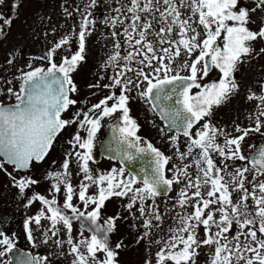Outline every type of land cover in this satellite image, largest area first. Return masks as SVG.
Masks as SVG:
<instances>
[{
    "label": "snow or ice",
    "instance_id": "6c2138e0",
    "mask_svg": "<svg viewBox=\"0 0 264 264\" xmlns=\"http://www.w3.org/2000/svg\"><path fill=\"white\" fill-rule=\"evenodd\" d=\"M2 2L3 0H0V3ZM254 3L255 6L249 8L241 6V0H179L178 6L177 0H163L166 8L160 12V19L165 20L166 23L156 35L160 36V44L167 42L170 47L161 48L160 51L164 55L157 56L152 43L142 44L149 35L146 30L152 25L145 17V22L138 31L141 22L138 13L159 11V0H143V3L141 0H130L127 12L132 13V23L124 29L127 38L125 42L133 41L129 29L132 32L138 31L139 38L134 40V47L141 46L147 51L141 52L140 47H135L134 51L121 56L120 44L117 42L114 46L115 55L109 57V62L115 64L118 60L131 62L139 54L143 57L139 63L146 64L152 69L153 78H150L143 68L135 72L138 79L142 77L147 82V87L140 92V96L148 99L154 108H159V113L168 122L170 128L177 129L178 133L188 138L187 151L177 150L180 160L190 156L193 149H199V158L194 161L195 179L191 178L187 164L180 168L174 165L173 169H166L170 157L165 156L150 143H147L146 147L141 146V139L137 135L138 125L130 116L127 106L130 97L126 94L133 87L139 88L140 84L127 77L123 80L120 78L124 76L125 70L133 71L128 67V63H125L121 71L113 77V84L105 85V87L120 86L119 96L109 95L101 99L87 112L74 114L72 120L61 118V113L76 103L68 95L69 92L77 91L70 73L85 59V36L91 23L88 16L82 17L78 49L70 58L65 57L59 65L53 62L56 49L68 44V37H64L46 54V57H41L49 61L50 66L46 70L37 67L21 73L19 90L7 88L9 98L14 97L15 103L5 104L0 101V157H3L0 169L4 167V163H7L13 165L16 170H27L30 169L33 161H43L57 134L71 123L78 122L79 128L87 132L86 137H81L77 131L69 141L73 149L78 148L80 151L66 156L61 165L62 171L47 173L48 177L56 181L52 186L54 191L59 192L61 185L64 187L63 209L56 207L55 197L47 199L43 195L34 193L28 199L29 205L33 201H40L47 208V213H50L46 215L42 208L37 215L24 221L29 242L34 240L30 223L34 222L39 226L41 219L46 218L51 222L52 235L56 234L58 223H62L67 229L69 233L67 243L70 252L75 256L73 264H117V250L124 245L122 241L117 242L113 248L110 244V234L114 232L115 222L120 217L119 215L107 217L104 223L100 224L101 209L105 202L111 197H129V203L125 205L126 209L131 210L139 202L138 211L143 216L146 214L145 201L152 200L153 203L148 206L147 211L154 219L160 220L158 210L153 211L155 197L169 191L174 182H182L183 178L186 184L180 191L177 202L182 208L191 206L193 211L174 218L178 221V227L169 229L171 235L168 240L163 241V247L156 253V264H167L169 261L172 264H197L196 258L201 246H209L212 249L209 264H264V238H261L264 237V180L253 183L251 192L245 187V174L249 171L253 173L252 181L264 175V146L252 155H245L242 152V142L245 138L251 132H260L264 127V121L260 119L264 117V84H261L260 95L250 91L247 97L249 100L260 101L257 105L259 111L254 128L241 129L237 125L236 132L241 134L230 137L224 129L215 127L205 119L211 115L213 107L226 103L237 92L239 85L234 73L238 71V65L255 51L253 42L258 39L264 40V22L255 31L248 27L249 23H255L252 16L257 10L264 12V0H254ZM12 7L15 10L18 6L13 4ZM181 8H187L190 14L184 16ZM193 17L198 19L194 22ZM0 19L3 20V25L10 26L12 23L11 18L0 15ZM115 23L116 21H113V24ZM197 25L203 29L202 40L199 39L201 33L197 30ZM2 27L0 26V29ZM166 33L169 34L167 39L164 35ZM2 34L0 31V35ZM112 35L115 36L116 33L113 32ZM172 35L177 39H171ZM197 50L199 55L190 62L185 60L182 65L183 68L189 69V76H180L178 72L176 75H168L173 71L175 59L182 58V51L183 54L191 57ZM260 53H264V48L260 49ZM154 60L157 61L158 66L153 65ZM201 62H203L202 69L199 67ZM7 63L11 64L12 61L9 60ZM212 67L219 70V79L204 85L198 83V79L207 76ZM193 87L200 91L194 95L190 94V89ZM174 95L177 97L175 104L180 107L162 106V101H169ZM112 100L115 102L108 106V101ZM97 110V115L93 116L92 113ZM114 113H120V117L119 123L114 127V132L118 135L113 137L116 148L113 149L115 155L111 158L122 157L124 160H133L134 155L128 149H135V153L148 152L152 156V175L143 177L141 187H133L137 183V177L131 173L124 177L123 167L96 175L90 171L89 162L93 160L92 149L96 133L101 126V119L112 117ZM80 115H83V119L77 121L76 118ZM202 120L204 122L193 134L190 130ZM220 136L225 137L223 145L217 143ZM177 139L178 136L170 137L173 143ZM213 153L222 158L223 167L215 164ZM72 155H75L79 170L83 173V181L78 191L79 200L83 202L85 208L94 205L87 213L79 211L72 203L75 193L68 171ZM229 160L246 161L252 167L250 169L246 164L233 172L226 163ZM173 170L176 174L172 178H166V171ZM13 183L23 194L26 189L38 182L31 177L19 179L13 177ZM93 186L97 188V193L87 195ZM189 189H194L191 196L188 195ZM202 189H206V192ZM233 191L243 193L235 203L232 200ZM192 197L197 198L195 203ZM249 198L254 205L252 209L246 203ZM64 209H70L71 216L65 214ZM72 219L80 221L82 229L80 239L75 242L70 235ZM234 223L238 231L229 238L227 234ZM149 224L150 221L146 220L145 226ZM254 225L258 227H253ZM200 226L204 228L203 239L198 236ZM213 226L216 228L214 233ZM84 230L90 232L89 237L83 236ZM147 235L148 233L144 234ZM44 242L47 243V239ZM61 243L57 241L58 245ZM156 243L159 244L161 241ZM0 246H2L0 257L6 256L15 248L13 240L3 231H0ZM100 253L103 254V259H100L98 255ZM46 260V257L22 254L15 257V264H46ZM3 264L8 262L4 261Z\"/></svg>",
    "mask_w": 264,
    "mask_h": 264
},
{
    "label": "flooded vegetation",
    "instance_id": "af4514ba",
    "mask_svg": "<svg viewBox=\"0 0 264 264\" xmlns=\"http://www.w3.org/2000/svg\"><path fill=\"white\" fill-rule=\"evenodd\" d=\"M48 1H54V0H39L38 2H48ZM80 1L84 2L85 6H83ZM64 2H67L68 5H65L67 9L63 10V12L68 10L69 13L71 14L73 11L74 13H77L79 11L86 10L85 11L86 14L84 15L88 16V19H92L93 22L94 18L91 17L90 13H95L94 15L97 16L95 17V19H98V21L100 22L96 26L92 27V32L94 35L86 34L85 53H84L85 59L82 62H79L77 68L72 73H70V77L73 83L75 84L77 91L74 93L69 92L68 95L69 98L76 101V103L70 105L67 110L62 112L61 118L63 117L73 118L74 114H76L77 112L80 113L87 112L90 108H92V105L98 103L101 99H104L109 95L119 96L120 86L105 87V85L113 84V77L116 76V74L121 71L125 63H128V67L133 69V71L125 70L124 76H121L120 78L123 80L125 77H127L132 79L133 81H138V83L140 84L139 88L133 87L131 88V91L126 94L129 95L130 97L127 106L130 110V116L133 119L135 118L134 120L138 125L137 135L141 139V146L146 147V144L150 143L152 144L153 147L158 149L165 156L170 157L171 159L169 163L166 165V169H173L174 165L177 168H180V167H184V165L187 164L189 166L188 172L191 178L195 179L196 165L194 161L195 159L199 158V149H193L190 156L185 157L184 160H180L178 156V151L179 152L187 151L188 138L184 137L182 133H178L177 129L170 128L168 126V122L159 113V108L158 107L154 108L152 103H150L148 99L142 98L140 96V92H142L147 87V82L144 81L142 77H140L139 79L136 77L135 74L136 70L143 68L145 73L148 74L150 78H153L152 69L148 67L146 64L141 65L139 63V60L143 58L142 55L137 54L136 59L131 62H125L123 60H118L115 62V64L109 62V57L115 55L114 46L117 42L120 44L119 51L121 56L126 55L130 51H134L135 47H140L141 52L147 51L141 46L134 47V40L139 38L138 31L142 27L143 22H145V17L147 18V22L151 23L152 27L146 30L149 33V35L147 40L143 41L142 44L146 42H150L152 43L153 47L156 49L157 56L164 55V53L161 52L160 49L165 47H170V45L167 42H165L164 44H160L159 43L160 36L156 35V33H159L160 28L164 27L166 23L165 20L160 19V12H163L166 8V5L163 4V0H159L160 12L153 10L152 12H148V13H138L141 16V22L138 25V31L132 32L131 29H129L130 34L133 36V41H129L127 43L125 42L127 38L124 35V29L128 28L129 25L132 23L131 20L132 13L127 12V8L130 6V0H64ZM141 3H143V0H141ZM14 4H16L19 7L20 0H15ZM177 5L179 6V0H177ZM18 7L16 9H18ZM180 10L184 14V16L190 14L187 8H181ZM66 16L64 18H58V19L56 17L54 18L55 21L51 24L50 27H48L47 34L49 36L56 39L62 33H66L68 35V33L71 30L70 27L72 28V25H70L71 23L69 22L70 17L69 16L66 17ZM4 17L10 18V15L8 14V16H4ZM105 19H107L108 21H106ZM196 19L198 18L193 17L194 22ZM113 21H116V23L113 24ZM121 21L123 23H121ZM168 21L170 22V18H168ZM45 23L48 25L47 20ZM0 26H3L2 29H0V31H2L3 33L2 35H0V42H1L3 41V38L4 37L6 38L8 35L7 34L8 26L3 25V20L0 21ZM104 28H108L110 32L109 35H107L106 32L104 33L103 31ZM197 30L201 33L199 39L202 40L204 38L203 33L201 30L199 29ZM113 32L116 33L115 36L112 35ZM164 35L166 39L169 36V34L167 33ZM171 39H177V37L175 35H172ZM109 44L111 46H109ZM77 49L78 48H76V51ZM22 52L23 53H21L20 55L24 56L25 59L24 63H26L27 54L25 51ZM149 55H151V53H149ZM197 55H199L198 50L191 56L192 59H195V56ZM261 55H264V53H261ZM186 57L187 55L183 54L182 51V58L178 57L175 59L173 64V71L168 73L169 76L176 75L177 72L179 73L180 76L186 77L190 75L189 69L182 67L184 61L186 60L185 59ZM68 58H70V56ZM206 59L210 60V58H206ZM263 59L264 56L261 57V60ZM43 60L44 59L41 58H33V60L30 63L26 64L27 66L26 68L22 66L20 69L22 72H28L33 69L31 68V66L35 65L38 62L43 63ZM256 60L259 59L256 58ZM53 62H55L57 65L61 63L60 61L55 60L54 55H53ZM152 63L155 66L157 61L154 60ZM12 64H14V62ZM18 65L21 66L22 63H18ZM179 65L180 67L174 70V68ZM250 65L252 66V63L249 64V62H245V61L238 65V71L234 73L235 78L239 85L237 92L234 95H232L231 98L226 103L220 106L213 107L211 115L205 118L206 120L210 121V123L215 127L224 129L229 134L230 137H235L241 134L236 132L237 125H239L241 129L255 127V119L259 111L257 105L260 104V101L256 99L249 100L247 97L250 91L256 94L255 92L256 81L252 83L251 81H246L243 78L246 77L245 70L250 69ZM261 66L262 69L259 73L261 75L259 76L260 81L258 84V95L261 94V84H264V65ZM37 67L43 68L45 70L47 69L45 68L44 65H38ZM199 67L202 69L203 62H201ZM249 72L247 73V75H251ZM162 75L163 74L161 73V76ZM200 75H202V72L200 73ZM219 77H220L219 70L212 67L208 75L203 77V79H198L197 82L200 83L201 85H204L207 83H211L213 81H217ZM153 82H155L154 79ZM20 84H21V80L19 79L17 84V89L14 91L19 90ZM253 85H254V89H253ZM198 91H200V89L193 87L190 89V94L194 95ZM176 99L177 97L174 95L171 100L162 101L161 104L162 106L165 107H172V106L180 107L179 105L175 104ZM114 102H115L114 100L108 101V106H111V104ZM10 103H15L14 97H12V101ZM136 111L141 112V118L138 119L137 117H134L135 115L133 113H135ZM97 112L98 110L94 111L92 115L93 116L97 115ZM119 117H120V113H114L112 117L102 118L103 120L101 121V126L94 139L92 152L95 159L93 160V162L96 163L97 166L100 165L103 166L106 172H107V168L109 169V167L106 166L105 164L108 163L110 164V166L112 165L115 166L116 169L123 167L124 177H127L129 173L136 176L137 183L133 187H139L142 186L141 182L144 176L152 175L153 172L152 156L150 153L145 152V153H136V155H134V159L131 161L124 160L122 157L116 159L111 158L115 155V152L113 150L109 151V149L116 148V142L113 139V137L114 135H118L117 133L114 132V127L117 123H119ZM146 117L147 120L145 121L146 122L145 125L147 127L146 129H144V125L141 124L140 120ZM76 119L82 120L83 115H80ZM260 119L264 121V117H261ZM203 122L204 121L202 120L197 124H195L190 131L194 134L196 129L199 128ZM172 136H178V139L175 143H173L170 140V137ZM156 139L160 141L158 143H155ZM55 141L56 138L54 139L53 145ZM224 141H225V137L220 136L217 140V143L223 145ZM261 146H264V127L261 128L260 132L258 133L251 132L249 136L245 138V140L242 142V152L245 155H252L255 152H257ZM133 150L135 151V149ZM212 155L214 156L215 164L219 167H223L221 163L222 158L214 153ZM33 162L35 163V161ZM226 163L229 165V170L233 172L235 171L236 168H243L247 164L246 161H241V160H235V161L229 160L226 161ZM126 164H130L131 170L127 168ZM247 166L250 169L252 167L250 164H247ZM12 169L16 171L14 167ZM95 171L100 172L99 169H95ZM80 173H81L80 170L77 171L75 173V176L79 175ZM175 174L176 173L174 170L166 171L165 173L166 178H172ZM93 175H96V173H94ZM252 175L253 173L251 171L245 174L246 176L245 187L248 189L249 192H251L253 189V183H259L261 180H264V175H261L257 177L256 181H252ZM225 179H227V176H225ZM180 183H181V187L178 188V192L172 197L171 195L175 189L174 184L171 186V189L169 191L162 192V194L159 195L161 196L163 202H161V206L159 208L155 206V209H153V211L158 210V214L161 217L160 220L154 219V217L147 211L148 206L153 203L152 200H150V204L148 206H146V201H145L144 207L146 209V214L141 216L140 212L138 211V208L140 207L139 202H137L131 210H128L126 209L125 205L129 203V197H111V203L114 204V202H116L114 211L117 212L118 214H121L118 224L123 223V221L126 223H128L129 221L130 223L133 224V226L129 229L130 230L129 236L131 238L125 235L127 229L126 228L123 232L122 230L119 232V235L117 237L118 239L117 242L122 241L123 244L125 245L124 247H126L128 241L131 244L136 243L137 244L136 246L135 244L132 246L135 251L137 250V246H139L138 245L139 242H142L143 244H145L146 242L148 248H145V253H146V257H148L149 256L148 251L150 249V246H153V244L156 241H161L158 238H163V235L161 233L165 232L167 226L171 224L170 222L171 216H173L174 214V218H175L177 217V215H181L180 212H183L182 214L185 215L193 211L191 206L181 209H176V207L173 204H171L173 200L178 201L179 193L185 187L186 180L182 178V182ZM94 188L95 191L97 192V188L95 186L91 187L88 192L93 193ZM192 191H194V189L188 190L189 196H191ZM202 191L206 192V189H202ZM242 195L243 193L241 191H233L232 192L233 202L235 203L236 201H238ZM120 198H122V200H119ZM114 199L116 201H114ZM196 199L197 198L192 197L193 203H195ZM246 203L249 205L250 209L254 207L251 198H249L246 201ZM117 205L118 208H116ZM119 207L121 208V210L124 209V212H120ZM105 209L107 210V212H109L108 208L105 207ZM90 210H92V208H90ZM218 215L219 214L217 213L216 214L217 219H218ZM69 216H71V213H69ZM146 220L150 221V224L148 226H145ZM71 223H72V227L74 225L79 227L81 226L80 222L78 223V220L76 219H72ZM99 223L103 224L101 220H99ZM126 223H123L121 225V228H124L126 226ZM253 227H258V225H254ZM212 231L213 233L216 231L215 226H213ZM237 231L238 228L234 223L230 229V232L227 234L228 237L231 238L232 236L236 235ZM145 233H148V235L144 236ZM259 235L260 234L258 233V236ZM83 236L89 237L90 232L86 230V234H83ZM198 236L201 237V239L204 238L203 226L199 227ZM45 239L46 238L44 237L43 240ZM241 240H243V237H241ZM110 244L112 246L111 242ZM160 244H162V242ZM14 245L16 247L15 243ZM141 247H143V245ZM117 252H118L117 255L118 257L120 255V250L118 249ZM205 254L208 253L206 252ZM32 256L38 257L39 254L36 253L33 254ZM154 256L156 257V253L154 254ZM9 257H11L10 253L4 256V261H7L8 264L10 261ZM40 257H44V256H40ZM200 257H201L200 258V262H201L203 257V252ZM207 258L208 260L210 259L209 256H207ZM117 264H122V262L119 259H117ZM167 264H172V262L169 261L167 262Z\"/></svg>",
    "mask_w": 264,
    "mask_h": 264
},
{
    "label": "rangeland",
    "instance_id": "374dc122",
    "mask_svg": "<svg viewBox=\"0 0 264 264\" xmlns=\"http://www.w3.org/2000/svg\"><path fill=\"white\" fill-rule=\"evenodd\" d=\"M38 1L39 0H20V5L16 10H14L12 7V5L15 3V0H3V2L0 3V15L8 16L9 14L10 18L12 19V24L8 26L7 37L6 38L4 37L3 41L0 42V101H3L5 104L10 103L12 101V98H9V95L7 94V88L11 87L13 88V90L17 89L19 77L22 73L20 68L22 66L26 68L27 67L26 64L30 63L33 60V58L46 57V54L51 49H53L55 45L59 43V41L64 37H68V44L63 45L59 49H56L54 53L56 61L62 62V60L65 57L71 56L76 51V48H78L77 38L80 32L82 17L85 16L84 14H86L85 12L86 10L79 11L77 13H74L73 11L70 14L68 10L63 12V10L67 9L65 5H68V3L64 2V0H54L48 2H38ZM81 4L85 6L84 2H81ZM241 6L251 8L255 6V3L254 0H241ZM158 12H160V8ZM90 14L91 17L94 18L93 19L94 21L92 22V19H89L91 23H89L88 25L87 34L94 35L92 32V27L99 24L100 21H98V19H95V17H97L96 15H94L95 13H90ZM65 16L70 17L69 22L71 23L70 25H72V28L70 27L71 30L68 33V35L66 33H62L56 39L49 36L47 34L48 27H50L51 24L55 21L54 18L55 17L57 19L64 18ZM1 20L2 19H0V21ZM46 20L48 22V25L45 23ZM105 20L108 21L107 19ZM252 20H254L255 23H249L248 27L254 31L258 30L261 23L264 22V12L257 10L256 14L252 16ZM197 29L201 30L203 33L202 27H199L197 25ZM103 31L104 33L106 32L107 35L110 34L108 28H104ZM219 43H222V41H220ZM109 46L111 45L109 44ZM253 47L255 49L253 54L251 56L244 58V61L249 62V64L252 63V66L250 65V69L245 70L246 77L243 78L246 81H251L252 83L256 81L255 92L258 95V84L260 81L259 76L261 75L259 73L262 69L261 65H264V59L261 60V57H263L264 55H261L260 49L264 48V40L258 39L257 41L253 42ZM22 51H25L27 54L26 63H24L25 62L24 56L20 55L21 53H23ZM257 53L260 54L257 55ZM20 57L23 58L21 59ZM256 58L259 60H256ZM185 59L190 62L192 57L187 56ZM9 60H11L12 63L14 62V64L7 63V61ZM17 62L22 63V65L21 66L18 65ZM38 65H44L45 68H48L50 64L48 59L45 58L43 60V63L38 62L35 65L31 66V68H37ZM155 66H158L157 63L155 64ZM179 67L180 65L176 66L174 70L178 69ZM248 72L251 75H247ZM253 89H254V85H253ZM133 114L135 115L134 117H137L138 119L141 118L140 111H136ZM62 119L72 120L73 118L63 117ZM76 120L79 121L80 119H76ZM102 120L103 119H101V121ZM146 120L147 117L140 120L141 124L144 125V129H146L147 127L145 125ZM77 131H79L81 137L87 136V132L85 131V129L79 128L78 122L69 124L57 134L56 141L54 145L51 147L45 159L41 162H35V163L33 162L30 166V169L15 171L12 169L14 166L7 163H4V167L0 169V231H3L6 235H8L9 238L13 240V243L16 244L17 249L21 252L16 255L30 254L32 256L33 254L37 253L39 254L38 257L44 256L47 258L46 264H73V260L75 256L70 252V246L67 243L69 233L67 229L62 225V223L57 224L59 226H56L55 235H52L51 222L46 218L41 219V223L39 226H37L34 222L30 223V228L32 230V236L34 240L33 242H29L27 238V233L25 232L24 229V221L29 217H34L35 215H37L42 208H44L46 215H50V213H47V208L44 205H42L40 201L36 200L33 201L30 205L28 204V199L32 197L34 193L43 195L47 199H52L53 197H55L57 201L56 207L63 209V204L65 200L64 187L63 185H61L59 192L54 191L52 186L53 184L56 183V181L48 177L47 173L62 171L61 165L63 164L66 156H68L69 153L80 151L78 148L73 149L72 146L69 144V141L72 140V138L76 135ZM159 141L160 140L156 139L155 143H158ZM113 149L115 148H111L109 149V151H112ZM128 151L133 155H136L133 149H128ZM92 156L94 160L95 158L93 152H92ZM93 160L89 162V167L91 169L92 174L107 173L113 168H116L113 165L110 166L109 163L105 164L106 166L109 167V169L107 168V172H106L103 166L101 165L97 166V164L94 163ZM0 162H3V157H0ZM95 169H99L100 172L95 171ZM68 171L70 173L69 180L75 193L72 200L73 205L77 207L79 211H83L85 213L91 211L90 208H93L94 205H89L87 208H85L83 202H81L78 197L79 185L83 181V173H80L79 175L75 176V173L79 171V167L75 155H72L70 157ZM13 177H15L16 179H19L20 177H31L32 179L36 180L38 183L31 185L28 189L25 190V193L22 194L19 192L18 188L14 185ZM84 182L87 183L86 181ZM179 187H181V183L174 182L175 189L171 197L178 192ZM96 193L97 192L95 191L94 188V192L93 193L88 192L87 195H94ZM119 200H122V198H120ZM114 201L116 200L114 199ZM161 202H163L161 196L155 197L156 207L159 208L161 206ZM149 204H150V200L146 201V206H148ZM171 204H173L176 207V209L182 208L179 206L177 200H173ZM115 206H116V202L112 204L111 198H109L105 202V205L101 209V218H100L101 222L104 223V220L107 217H116L117 215H119V217L121 216V214H118L117 212L114 211ZM105 207L109 209V212H107ZM116 208H118V205ZM63 211L67 215L71 213L70 209H64ZM119 211L124 212V209L121 210V208L119 207ZM182 213L183 212H180L181 215H183ZM173 218H174V214L170 218L171 224L167 226L165 232L161 233L163 235V238H158L161 240L162 244L160 243L158 244L155 242L153 246H150V249L148 251L149 253L148 257H146V253H145V248H148L146 242L145 244L139 242L138 243L139 246H137V250L135 251L132 246L134 244L136 246L137 244L136 243L131 244L128 241L126 247L119 249L120 255L118 256L119 258L117 257V259H119L122 262V264H146V262H150V264H156V257L154 256V254L157 253L158 250H160L163 247V241L169 239L171 235L169 229L178 227V221L176 219L173 220ZM79 222L80 221H78V223ZM118 223H119V219H117L115 222L114 232L110 234V242L112 243V247L114 248L118 240L117 237L119 235V232L121 230L123 232L127 228L125 235L131 238L129 236L130 234L129 229L133 226V224L130 223L129 221L128 223L123 221V223H126V226L124 228H121V225L123 223L121 224ZM81 230H82L81 226L79 227L74 225L72 227V231L70 235L74 242L80 239ZM83 234H86V230L83 231ZM44 237L47 239V243L44 242L45 241L43 240ZM199 238L201 239V237ZM57 241H61L62 243L58 245ZM142 245L143 247H141ZM0 250H2V246H0ZM198 252L199 255L196 258L197 264H209V260L207 256L210 257L211 254L210 247L201 246V248L198 249ZM202 252H203V257L200 262V258H201L200 256ZM206 252L208 254H205ZM14 254L12 255L13 258L10 261L14 260ZM98 255L100 259H103L102 253ZM3 262H4V257H0V264H3Z\"/></svg>",
    "mask_w": 264,
    "mask_h": 264
},
{
    "label": "water",
    "instance_id": "95a60500",
    "mask_svg": "<svg viewBox=\"0 0 264 264\" xmlns=\"http://www.w3.org/2000/svg\"><path fill=\"white\" fill-rule=\"evenodd\" d=\"M106 155H108V154H106ZM111 156H112V155H111ZM126 166H127L128 169L131 170V168H130V167H131L130 164H126Z\"/></svg>",
    "mask_w": 264,
    "mask_h": 264
}]
</instances>
